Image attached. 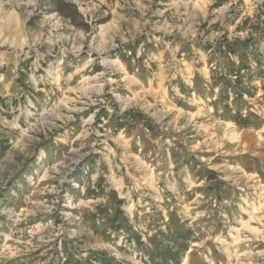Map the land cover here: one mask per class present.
<instances>
[{"label":"rangeland","instance_id":"obj_1","mask_svg":"<svg viewBox=\"0 0 264 264\" xmlns=\"http://www.w3.org/2000/svg\"><path fill=\"white\" fill-rule=\"evenodd\" d=\"M71 1L0 0V264H264V0ZM131 108L156 132L96 123Z\"/></svg>","mask_w":264,"mask_h":264},{"label":"trees","instance_id":"obj_2","mask_svg":"<svg viewBox=\"0 0 264 264\" xmlns=\"http://www.w3.org/2000/svg\"><path fill=\"white\" fill-rule=\"evenodd\" d=\"M42 5L49 6L53 9V11L63 16L66 20L78 28L84 30L89 28V24L80 12L78 5L71 0H44ZM262 37L264 38V32L260 34V37L257 40ZM255 40L256 39H254L253 36L252 38H235L232 40L225 36L214 43H210L206 47L212 58L211 62L214 65V70L211 76L212 87L224 85L226 90H228V88H232L237 95H242L245 92L251 94L250 90L242 85V80L244 78L243 71L251 69L248 64L249 55L247 52L249 48L257 44ZM133 51H135L134 48ZM260 72L262 73V71ZM261 73L259 76H262ZM20 74L21 76L18 80H21L22 76H26L25 73ZM200 90L201 87H199L197 82L195 91L200 92ZM113 116L116 119L114 121V133H117L120 129L126 128L130 124L129 122H139L148 130L154 133L156 132V125L153 120L143 111L133 108L125 110L120 116H117L116 113H113L112 115L105 113L103 116L97 114L96 123H102L104 118L111 119ZM240 120L244 121L246 119H244V117H240ZM7 141L8 140L6 139H2L0 141V147L3 151L7 148ZM2 154L3 152H1L0 155ZM215 173L216 172L213 170L208 171L206 178H213L212 176L215 175ZM218 182H221V180Z\"/></svg>","mask_w":264,"mask_h":264}]
</instances>
